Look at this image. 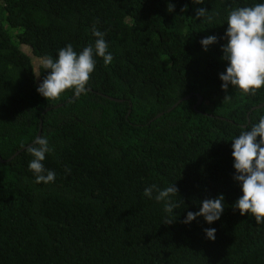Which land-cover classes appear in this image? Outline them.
I'll return each mask as SVG.
<instances>
[{
	"label": "trees",
	"instance_id": "16d2710c",
	"mask_svg": "<svg viewBox=\"0 0 264 264\" xmlns=\"http://www.w3.org/2000/svg\"><path fill=\"white\" fill-rule=\"evenodd\" d=\"M258 3L0 0V264H264V223L233 207L243 191L232 155L233 139L264 117V87L225 91L220 79L227 17ZM93 27L112 63L94 53L86 91L47 100L41 61L68 44L79 55ZM40 128L54 182L29 169ZM174 184L180 208L168 225L155 190L143 193ZM220 194L219 220L183 222Z\"/></svg>",
	"mask_w": 264,
	"mask_h": 264
},
{
	"label": "clouds",
	"instance_id": "9594fccd",
	"mask_svg": "<svg viewBox=\"0 0 264 264\" xmlns=\"http://www.w3.org/2000/svg\"><path fill=\"white\" fill-rule=\"evenodd\" d=\"M194 2L203 4L204 0H194ZM173 10V5L168 8L170 12ZM207 12V8H197L196 18L205 17ZM208 19L211 20V17ZM227 24L225 34L227 43L222 45L224 53L222 59L230 63L226 72L220 73V79L224 82L222 88L227 91L231 84L244 93L255 94L256 90L264 87V3L231 10ZM93 35L97 37L95 44H89L79 55L74 51L73 46L68 44L59 49L55 60L48 57L41 61L44 70H51L37 88L47 100L58 99L68 89H74L77 96L85 92L86 85L95 70L94 53L103 58L105 66L112 63L113 55L107 51L105 33L93 27ZM217 42L218 38L214 35L200 41L205 51ZM39 75L36 74L37 77ZM233 141L232 155L236 169L234 180L241 182L243 191L242 197L233 207L239 209L241 215L250 213L258 224L264 223V117L253 124L250 130L242 131ZM52 150L45 137H37L34 144L27 148L34 157L29 163V169L35 174L36 183H49L55 180V172L46 169L42 163L46 153ZM154 190L156 192L154 199L157 202H164V211L169 214L163 223L171 225L177 218L174 209L180 208V204L172 199L179 193V189L175 184L163 190L152 185L145 188L143 194L153 198ZM223 212L224 195L220 194L217 198L203 200L200 210L189 211L183 222L187 224L203 216L211 224L219 220ZM204 231L207 238L215 240V228H206Z\"/></svg>",
	"mask_w": 264,
	"mask_h": 264
},
{
	"label": "water",
	"instance_id": "95a60500",
	"mask_svg": "<svg viewBox=\"0 0 264 264\" xmlns=\"http://www.w3.org/2000/svg\"><path fill=\"white\" fill-rule=\"evenodd\" d=\"M201 101H202V97L201 96H199V100H198V102L199 103H201ZM264 104H262V105H260V106H258V107H261V106H263ZM256 108V107H255ZM40 133H41V128H40V130H39V133H38V136L37 137H39L40 136ZM34 143V142H33ZM19 152H16L10 159H12L15 155H17Z\"/></svg>",
	"mask_w": 264,
	"mask_h": 264
}]
</instances>
